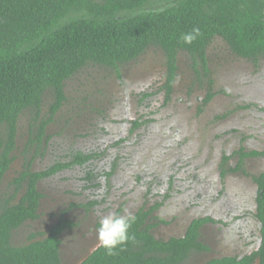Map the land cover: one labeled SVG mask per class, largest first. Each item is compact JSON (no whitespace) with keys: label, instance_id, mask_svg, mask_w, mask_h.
Returning a JSON list of instances; mask_svg holds the SVG:
<instances>
[{"label":"rangeland","instance_id":"obj_1","mask_svg":"<svg viewBox=\"0 0 264 264\" xmlns=\"http://www.w3.org/2000/svg\"><path fill=\"white\" fill-rule=\"evenodd\" d=\"M208 55L216 95L207 105H202L206 79L200 82L186 53L179 56L167 98L166 55L152 46L118 69L91 64L68 79V100L47 127L38 152L29 145L33 130L28 114L23 115L3 192L12 191L9 182L28 159L40 170L76 150L99 155L40 183V217L18 229L14 241L46 232L67 211L77 225L63 234L62 257L65 264H79L97 247L99 216L133 214L159 203L154 221L160 222L153 229L159 238L183 236L195 218L215 220L202 228L210 250L192 254L187 264L254 250L261 224L253 175L264 172V154L246 158L244 170L222 175L221 167L224 155L235 166L233 153L241 147L264 151V57L255 65L233 54L221 38ZM51 101L47 94L43 115ZM91 201L89 208L80 205Z\"/></svg>","mask_w":264,"mask_h":264},{"label":"trees","instance_id":"obj_2","mask_svg":"<svg viewBox=\"0 0 264 264\" xmlns=\"http://www.w3.org/2000/svg\"><path fill=\"white\" fill-rule=\"evenodd\" d=\"M194 26L201 35L192 44L183 43L181 34ZM216 38L236 56L258 65L264 57V0H0V264H65L63 234L77 225L65 216L67 211L46 232H33L27 242L16 243L14 234L40 217L43 180L86 165L99 155L76 150L69 159L40 170L33 169V158L28 159L10 180L12 191L3 192L6 174L16 159L22 116L28 114L33 130L29 145L38 152L47 127L68 100V79L91 64L118 69L152 46L166 55L163 88L167 98L173 92L179 56L186 53L200 82L206 79L202 105H207L216 95L208 55ZM47 94L52 101L43 115ZM263 154L241 147L233 153L238 157L235 166L228 165L231 156L224 155L222 175L244 170L246 158ZM253 179L258 186L259 248L243 257H215L203 264H264V172ZM91 204L80 205L89 208ZM159 206L133 213L136 221L130 235L135 239L117 248L114 255L96 247L79 264H187L192 254L210 250L202 239V228L215 221L211 216L193 219L183 236L164 239L153 233L160 222L154 221Z\"/></svg>","mask_w":264,"mask_h":264},{"label":"clouds","instance_id":"obj_3","mask_svg":"<svg viewBox=\"0 0 264 264\" xmlns=\"http://www.w3.org/2000/svg\"><path fill=\"white\" fill-rule=\"evenodd\" d=\"M201 35L198 26H194L190 31L182 33L180 40L185 44H192ZM136 216L131 212L124 213L109 211L99 216L97 227V247L107 250L109 255H114L115 250L125 245L135 237L130 235L131 226L135 223Z\"/></svg>","mask_w":264,"mask_h":264},{"label":"flooded vegetation","instance_id":"obj_4","mask_svg":"<svg viewBox=\"0 0 264 264\" xmlns=\"http://www.w3.org/2000/svg\"><path fill=\"white\" fill-rule=\"evenodd\" d=\"M90 162H91V161H89L88 163H86V165L89 164ZM256 208H257V206H256ZM260 243H261V237H260V241H259V243L257 244V246H256L255 249H258V248H259ZM255 249H254V250H255ZM254 250H252V251H254ZM252 251H251V252H252ZM205 252H206V251H205ZM251 252H249V253H251ZM246 254H247V253H246ZM244 255H245V254H244ZM244 255H242L241 257H243ZM227 256H228V255H227Z\"/></svg>","mask_w":264,"mask_h":264}]
</instances>
